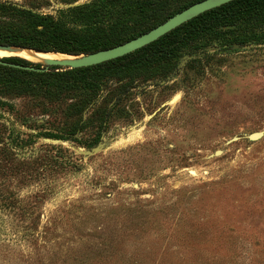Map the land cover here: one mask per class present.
<instances>
[{"label": "rangeland", "instance_id": "obj_1", "mask_svg": "<svg viewBox=\"0 0 264 264\" xmlns=\"http://www.w3.org/2000/svg\"><path fill=\"white\" fill-rule=\"evenodd\" d=\"M209 48L180 71L187 54L135 79L121 100L115 80L96 95L67 92L47 114L32 98H0V264H264V137L247 138L264 131V46ZM103 132V151L83 156ZM39 133L72 137L21 145ZM40 156L66 170L39 180ZM38 181L54 190L32 211Z\"/></svg>", "mask_w": 264, "mask_h": 264}, {"label": "trees", "instance_id": "obj_2", "mask_svg": "<svg viewBox=\"0 0 264 264\" xmlns=\"http://www.w3.org/2000/svg\"><path fill=\"white\" fill-rule=\"evenodd\" d=\"M77 1L61 0L64 3ZM200 1L88 0L74 8L58 9L57 15L0 1V44L70 55L90 54L121 45L147 33ZM236 45L240 49H235ZM252 46H264V0H235L203 13L142 49L99 65L78 69L51 67L47 72L0 65V98L10 95L32 98L37 109L47 114L50 112L49 106L57 109L62 107L60 103L67 92L85 91L96 95L104 89V82L115 80L122 83L118 94L121 100L130 92L135 79L145 83L151 80L153 74L163 76L159 70L166 68V73L171 72L186 54L204 51L209 47H213L216 53L230 54ZM3 60L41 68V65H34L18 57ZM5 107L6 104L0 100V109ZM85 107L82 101L78 110L83 111ZM106 121L104 118L101 129ZM82 128L81 124L77 125L75 132ZM42 137L70 140L72 135L39 133L30 141L21 142V145L31 144ZM44 146L52 151L61 149L55 145ZM37 165L35 172L39 180H46L48 175L66 170L64 163L58 164L57 161L53 164L52 160L41 156ZM26 171V167L21 169V173ZM38 182L42 186L30 201L32 211L41 208L54 190L52 181ZM26 206L22 205L23 209ZM39 217L40 213L37 219Z\"/></svg>", "mask_w": 264, "mask_h": 264}, {"label": "water", "instance_id": "obj_3", "mask_svg": "<svg viewBox=\"0 0 264 264\" xmlns=\"http://www.w3.org/2000/svg\"><path fill=\"white\" fill-rule=\"evenodd\" d=\"M54 5H56L60 9H68V8H74L79 5H81V2H74V3H56L54 0H51ZM232 1L235 0H202L200 2H197L190 7L186 8L185 10L175 14L174 16L170 17L168 20H166L164 23L160 24L159 26L151 29L147 33H144L130 41H127L121 45L105 49V50H100L97 52H93L90 54H83V55H70V54H64L60 52H48V51H42V50H37L33 48H27V47H22V46H16V45H4L0 44V50H11V49H22V50H33L36 52H41V53H56V54H62V55H67L69 57H72L73 59H65V60H60V59H50L46 62V64H41V63H35L30 60H27L34 65H41V68H36L35 66H21L17 64H12L8 63L3 60V58H9V57H0V65L3 66H9V67H14L22 70H28V71H36V72H47L50 70L51 67H62L66 69H78V68H85V67H91L95 65H99L111 60L118 59L120 57H124L128 54H131L139 49H142L143 47H146L147 45H150L151 43L157 41L161 37L167 35L171 31L175 30L176 28L182 26L183 24L187 23L188 21L202 15L205 12H208L212 9L221 7L225 4H228ZM14 5H17L20 8H26L29 9L28 7L18 4V3H13ZM235 49H240L239 45H236L234 47ZM212 48H209L211 50ZM12 57H17V56H12ZM195 55L191 56H185L182 61L180 62L178 66V71L182 69V67L189 61L195 58ZM170 80V79H168ZM167 83V80L162 81L161 85H164ZM104 137H105V132H103L101 141L98 143V145L90 150H79V152L85 156L86 158L93 157L96 154H99L103 151L104 149ZM264 137V131L260 132H255L247 136V138L250 141H258ZM239 137H235L231 140H229L227 143H233L237 141ZM49 143L53 144H58L61 142V140H56V139H45Z\"/></svg>", "mask_w": 264, "mask_h": 264}, {"label": "bare ground", "instance_id": "obj_4", "mask_svg": "<svg viewBox=\"0 0 264 264\" xmlns=\"http://www.w3.org/2000/svg\"><path fill=\"white\" fill-rule=\"evenodd\" d=\"M17 56L35 63L46 64L50 59H73L67 55L56 54V53H41L33 50H22V49H11V50H0V57H12Z\"/></svg>", "mask_w": 264, "mask_h": 264}]
</instances>
